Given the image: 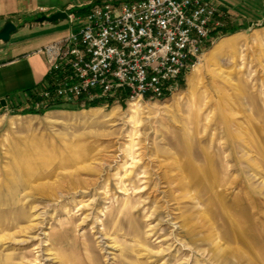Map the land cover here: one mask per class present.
<instances>
[{
    "label": "rangeland",
    "instance_id": "rangeland-1",
    "mask_svg": "<svg viewBox=\"0 0 264 264\" xmlns=\"http://www.w3.org/2000/svg\"><path fill=\"white\" fill-rule=\"evenodd\" d=\"M211 39L166 99L0 113V264H264V22Z\"/></svg>",
    "mask_w": 264,
    "mask_h": 264
},
{
    "label": "built area",
    "instance_id": "built-area-1",
    "mask_svg": "<svg viewBox=\"0 0 264 264\" xmlns=\"http://www.w3.org/2000/svg\"><path fill=\"white\" fill-rule=\"evenodd\" d=\"M66 14L70 31L36 51L48 78L31 98L37 111L99 97L166 99L223 28L208 0H126Z\"/></svg>",
    "mask_w": 264,
    "mask_h": 264
},
{
    "label": "crops",
    "instance_id": "crops-1",
    "mask_svg": "<svg viewBox=\"0 0 264 264\" xmlns=\"http://www.w3.org/2000/svg\"><path fill=\"white\" fill-rule=\"evenodd\" d=\"M218 8L217 20L228 31L249 30L264 22V0H208ZM78 2V1H77ZM77 2L72 0H0V30L11 22L16 31L8 41H0V101L3 115L12 111L35 110L32 96L47 82L45 58L36 51L63 38L71 29L69 22L38 23L41 16L63 11ZM215 32L210 38L215 37ZM51 110L45 111L47 113ZM36 117L38 114H25Z\"/></svg>",
    "mask_w": 264,
    "mask_h": 264
},
{
    "label": "water",
    "instance_id": "water-1",
    "mask_svg": "<svg viewBox=\"0 0 264 264\" xmlns=\"http://www.w3.org/2000/svg\"><path fill=\"white\" fill-rule=\"evenodd\" d=\"M67 14L66 12L63 11H58L55 12L53 14H51L50 16H41L39 18L36 19V22L38 23H53L56 22L58 20H64L66 19ZM16 31V26L14 24H12L11 22L6 23L3 28L0 30V41L2 42H6L8 41L10 34ZM6 106V102L4 100L0 101V109H2L3 107Z\"/></svg>",
    "mask_w": 264,
    "mask_h": 264
},
{
    "label": "trees",
    "instance_id": "trees-1",
    "mask_svg": "<svg viewBox=\"0 0 264 264\" xmlns=\"http://www.w3.org/2000/svg\"><path fill=\"white\" fill-rule=\"evenodd\" d=\"M215 31H220L219 33L220 34H226V33H232V32H235V30H231V31H228L227 28L225 26H223V28H220V30H214ZM213 33V32H212ZM119 97V96H117ZM121 97V96H120ZM105 98H100V99H92V100H89V99H84V100H78L77 102L75 103H72V104H56V105H53V106H50L48 109L46 110H40V111H34V110H25V111H12L13 113H16L18 112L20 115H25V114H42L44 113L45 111H48V110H52V109H75V108H78L80 107L81 104H87L89 106H94L95 104H97L99 102V100H102L104 101Z\"/></svg>",
    "mask_w": 264,
    "mask_h": 264
},
{
    "label": "bare ground",
    "instance_id": "bare-ground-1",
    "mask_svg": "<svg viewBox=\"0 0 264 264\" xmlns=\"http://www.w3.org/2000/svg\"><path fill=\"white\" fill-rule=\"evenodd\" d=\"M198 67V66H197ZM197 67H194L193 69L196 70ZM199 68V67H198ZM198 71V70H197Z\"/></svg>",
    "mask_w": 264,
    "mask_h": 264
}]
</instances>
